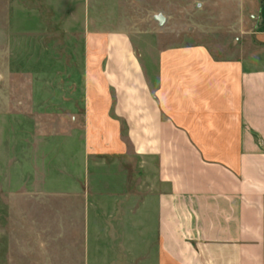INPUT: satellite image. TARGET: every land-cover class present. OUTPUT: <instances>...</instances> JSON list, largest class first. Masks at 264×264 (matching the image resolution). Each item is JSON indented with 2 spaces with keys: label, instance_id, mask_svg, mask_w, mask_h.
Returning <instances> with one entry per match:
<instances>
[{
  "label": "crops",
  "instance_id": "crops-1",
  "mask_svg": "<svg viewBox=\"0 0 264 264\" xmlns=\"http://www.w3.org/2000/svg\"><path fill=\"white\" fill-rule=\"evenodd\" d=\"M251 2L255 37L264 43V0ZM84 50L83 73L59 97V109L81 110L83 121L52 137L53 161L67 159L69 178L72 163L79 165L91 187L95 165L111 171L129 159L138 168L140 159L154 160L153 251L138 250L147 241L139 214L148 208L139 175H105L109 185L137 182L119 191L135 202L113 205L130 210L138 230L133 263L264 264V57L215 58L202 43L145 54L128 31L108 26L87 28ZM52 184L60 194V183Z\"/></svg>",
  "mask_w": 264,
  "mask_h": 264
},
{
  "label": "rangeland",
  "instance_id": "rangeland-1",
  "mask_svg": "<svg viewBox=\"0 0 264 264\" xmlns=\"http://www.w3.org/2000/svg\"><path fill=\"white\" fill-rule=\"evenodd\" d=\"M251 1L0 0V264H134L138 230L131 211L113 205L135 202L119 191L124 182H137L114 178L109 185V172L139 175V200L148 208L139 214V232L147 241L138 250L155 249L154 160L140 159L138 168L129 159L111 171L95 165L91 187L72 163L75 178H69L67 159L53 161L52 137L67 134L83 114L59 109V97L83 73L87 28H122L145 54L202 43L215 58L264 57ZM156 13L163 15L162 25ZM53 179L60 194L51 192Z\"/></svg>",
  "mask_w": 264,
  "mask_h": 264
},
{
  "label": "water",
  "instance_id": "water-1",
  "mask_svg": "<svg viewBox=\"0 0 264 264\" xmlns=\"http://www.w3.org/2000/svg\"><path fill=\"white\" fill-rule=\"evenodd\" d=\"M153 18L158 22L159 25H162L164 22V17L160 13H156L153 15Z\"/></svg>",
  "mask_w": 264,
  "mask_h": 264
}]
</instances>
